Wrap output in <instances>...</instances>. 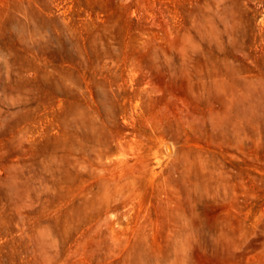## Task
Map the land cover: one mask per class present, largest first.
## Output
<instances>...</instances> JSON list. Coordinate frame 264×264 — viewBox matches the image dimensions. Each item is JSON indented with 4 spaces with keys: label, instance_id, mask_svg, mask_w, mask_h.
<instances>
[{
    "label": "rangeland",
    "instance_id": "obj_1",
    "mask_svg": "<svg viewBox=\"0 0 264 264\" xmlns=\"http://www.w3.org/2000/svg\"><path fill=\"white\" fill-rule=\"evenodd\" d=\"M0 264H264V0H0Z\"/></svg>",
    "mask_w": 264,
    "mask_h": 264
}]
</instances>
